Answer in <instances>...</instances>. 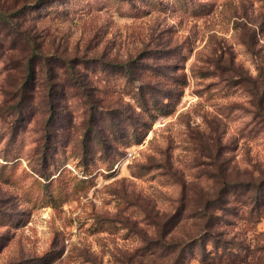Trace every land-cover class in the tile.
I'll list each match as a JSON object with an SVG mask.
<instances>
[{"label": "rangeland", "instance_id": "1", "mask_svg": "<svg viewBox=\"0 0 264 264\" xmlns=\"http://www.w3.org/2000/svg\"><path fill=\"white\" fill-rule=\"evenodd\" d=\"M21 7L0 24V264H264V204L205 208L264 178V0H0Z\"/></svg>", "mask_w": 264, "mask_h": 264}, {"label": "trees", "instance_id": "2", "mask_svg": "<svg viewBox=\"0 0 264 264\" xmlns=\"http://www.w3.org/2000/svg\"><path fill=\"white\" fill-rule=\"evenodd\" d=\"M44 2H46V0H36V6L43 4ZM20 11H23V7L11 11L0 9V24L13 23V18L18 16ZM18 31L22 35V39L26 40L30 46L33 45L30 35L26 34L24 31H20V29H18ZM31 48L33 50L35 49L33 46H31ZM259 79L260 84L256 85L253 83L250 86L256 114H262L264 112V78L262 77ZM140 97L142 98L143 96L140 95ZM224 182V186L221 189H218L216 194L208 200L205 208H213V210H216L222 209L225 206L228 207V204L230 203V194L236 191H244V194L249 193L247 198L252 201L255 209H259L264 204V178L261 180H235L234 182L232 180L224 179ZM210 219H212L211 216H209V222L204 228L207 232L215 234V230H213L214 222H212L213 220L210 221Z\"/></svg>", "mask_w": 264, "mask_h": 264}]
</instances>
